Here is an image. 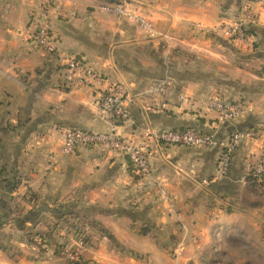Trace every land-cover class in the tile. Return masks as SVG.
Masks as SVG:
<instances>
[{
    "label": "crops",
    "instance_id": "obj_1",
    "mask_svg": "<svg viewBox=\"0 0 264 264\" xmlns=\"http://www.w3.org/2000/svg\"><path fill=\"white\" fill-rule=\"evenodd\" d=\"M42 1L0 0V264H73L57 249L60 237L71 238L65 224L72 216L87 218L92 227L79 264H216L208 259L216 252L218 264L227 259L264 264V185L251 180L264 158L263 0H129L127 6L152 23L155 46L164 40L190 45V29L198 35L191 42L228 40L223 23L237 21L246 6L260 15L252 28L253 47L230 40L225 45L229 52L223 58L232 61V56L235 67L219 70L234 76L233 89L225 83H188L180 90L173 84L154 108L133 96L134 84L141 82L119 71L115 58L98 53L83 36L90 26L99 29L97 23L58 20L72 14L93 19L105 0H51L59 54L82 53L106 77L97 89L63 83L59 62L30 42L33 14ZM114 82L124 84L131 97L130 120L119 132L150 154L151 172L144 177L134 174L127 157L104 147L62 152V129L105 130L97 100ZM210 94L238 100L246 108L244 117L217 124L214 111L184 99ZM185 128H216L220 145L186 148L143 137L148 130ZM247 131L255 136L234 150L227 177L203 184L216 172L221 144ZM36 236L47 244H36Z\"/></svg>",
    "mask_w": 264,
    "mask_h": 264
},
{
    "label": "built area",
    "instance_id": "obj_2",
    "mask_svg": "<svg viewBox=\"0 0 264 264\" xmlns=\"http://www.w3.org/2000/svg\"><path fill=\"white\" fill-rule=\"evenodd\" d=\"M121 2L103 5L102 10L125 15L137 21L147 33H156L152 23L147 18L133 15L127 11L126 6L130 3L129 0H122ZM262 6L264 8V0ZM52 10L49 3H43L33 14L32 23L35 31L30 40L32 47L41 51L46 57L55 58L59 62V72L66 85L97 89L106 82L103 73L96 70L83 56H62L59 54L60 40L53 28ZM259 22L260 15L257 11L252 6H246L237 21L223 23L220 29L225 38L233 43L253 47L256 37L252 33V28ZM156 88L159 94L163 93L165 82H161ZM99 93L97 100L98 117L105 124V130L94 132L76 128L62 129V152L66 155H72L80 147H104L127 157L135 175L140 177L149 175L151 163L147 147L137 145L131 138L119 132V128L130 120L127 103L131 97L128 96L125 86L120 82L110 83ZM204 104L209 111L216 113L217 124L235 122L243 118L246 113L245 106L238 101L210 99ZM254 136L255 133L252 131L236 132L226 144H221L223 151L218 158L216 172L212 178L205 179L203 184L208 185L226 178L232 153L242 141ZM143 137L147 141H155L168 146L215 148L220 145L217 141L216 128H212L210 131L194 128L148 130ZM251 176L264 185V158L255 165ZM86 239V236H82L76 243L77 247L67 251L66 258L74 263H81L88 247Z\"/></svg>",
    "mask_w": 264,
    "mask_h": 264
},
{
    "label": "rangeland",
    "instance_id": "obj_3",
    "mask_svg": "<svg viewBox=\"0 0 264 264\" xmlns=\"http://www.w3.org/2000/svg\"><path fill=\"white\" fill-rule=\"evenodd\" d=\"M43 3H49L51 7L54 8V4L51 0L42 1L40 6ZM117 3L122 2L119 0H114L112 2L105 0L103 4H98L97 10L99 13L96 14L93 19L85 21V14H72L71 17L66 18L59 16L60 18H58V20H65V22H80L82 20L90 24L97 23L99 29H93V26H90L89 30L83 32V36L87 39H92L95 48L97 47L96 50H98V53L115 58L114 63L119 71L123 74H127L131 79H137L141 82V85L134 84L133 88L136 92H134L133 96H137L139 101H143L147 108H154L158 99L164 96L167 89L173 84H176L180 90L185 89L188 83L193 85H216L218 83H225L230 85L229 87L233 89L234 76L229 72L227 73L226 71H223V69L219 70L220 65H225L230 70H233L235 67L232 56H230L232 61L223 58V54L229 52L225 48V45L227 47V43H229L228 40H225L221 36H217L211 45L191 42V40L198 35L193 33V30L190 29V45L179 43L178 41L175 42V44L169 45V43L164 40L160 41L158 46H155L152 39H154L156 33H147L137 21L130 19L125 15L102 10L103 5ZM126 8L127 11L131 12L133 15L141 16L137 9L128 6H126ZM198 42H200V40H198ZM38 52L41 51L38 50ZM218 53H221V55ZM70 55L85 57L82 53H74ZM218 71H221V77L220 74H218ZM57 76L62 80L59 71ZM161 82H165V91L159 94L156 87ZM216 94L218 95V93ZM217 95L214 96L210 94L206 97L198 98L192 95L190 97H184V99L195 101L197 103L200 101L199 103H201V106H205L204 103L210 99L238 101L234 98L226 99L220 96V94L219 96ZM9 129L10 128L7 126L6 130ZM251 177L252 180H255L253 176ZM78 209L79 212H81V210H85L84 212H86V210L90 211V209L86 208ZM64 215H66V213H64ZM72 215H74L73 212L69 216ZM65 225L67 228L66 231L71 234V238L69 239L67 235L60 237L57 240L60 242V244L57 245V249H60L62 257L68 262L79 264L67 259L66 253L70 249L77 247L76 243L82 236H86L87 244L89 243L90 229L92 228L91 223L87 218L81 219V217H79L76 221V218H73L72 216V220H69L68 218ZM216 239L219 242L220 238L217 234ZM35 243L38 245L47 244L46 239L41 236H36ZM208 259L216 264L220 261L217 252L208 255ZM231 263V260H225V264Z\"/></svg>",
    "mask_w": 264,
    "mask_h": 264
},
{
    "label": "trees",
    "instance_id": "obj_4",
    "mask_svg": "<svg viewBox=\"0 0 264 264\" xmlns=\"http://www.w3.org/2000/svg\"><path fill=\"white\" fill-rule=\"evenodd\" d=\"M110 2L114 1V0H109ZM252 180V179H251Z\"/></svg>",
    "mask_w": 264,
    "mask_h": 264
}]
</instances>
